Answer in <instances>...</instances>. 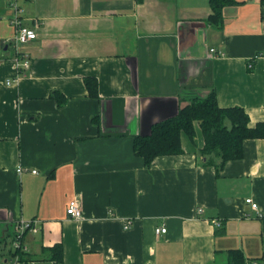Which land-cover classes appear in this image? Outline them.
Listing matches in <instances>:
<instances>
[{
	"label": "crops",
	"instance_id": "obj_1",
	"mask_svg": "<svg viewBox=\"0 0 264 264\" xmlns=\"http://www.w3.org/2000/svg\"><path fill=\"white\" fill-rule=\"evenodd\" d=\"M234 1L216 26L209 0H16L37 33L18 73L0 0V261L25 219L36 230L22 264H58L56 244L61 264H227L230 249L264 264V137L222 165L201 152L198 123L179 153L146 164L133 149L212 90L249 126L264 122V0ZM72 198L81 219L66 212Z\"/></svg>",
	"mask_w": 264,
	"mask_h": 264
},
{
	"label": "trees",
	"instance_id": "obj_2",
	"mask_svg": "<svg viewBox=\"0 0 264 264\" xmlns=\"http://www.w3.org/2000/svg\"><path fill=\"white\" fill-rule=\"evenodd\" d=\"M234 3V0H209L211 13L207 20L213 25L221 26L224 8ZM85 83L90 92L95 93L96 80L86 77ZM53 94L59 100L58 93ZM62 101L59 100V103ZM195 123L199 124L203 134L201 152L204 155H217L220 158V165L242 156L244 139L264 137V122H259L254 127L249 126V116L244 108L238 105L219 106L215 91L212 90L205 97L191 99L188 104L179 108L174 116L154 123L149 134L135 136L134 152L141 155L146 164L155 156L179 153L182 150L181 132L193 138ZM2 242L3 236L0 234V251L4 248ZM49 250L50 258L61 264V245L56 244ZM8 252H11V248ZM24 254L26 253H20L21 259ZM229 255L230 261L227 264H246V259L239 249H230Z\"/></svg>",
	"mask_w": 264,
	"mask_h": 264
},
{
	"label": "built area",
	"instance_id": "obj_3",
	"mask_svg": "<svg viewBox=\"0 0 264 264\" xmlns=\"http://www.w3.org/2000/svg\"><path fill=\"white\" fill-rule=\"evenodd\" d=\"M11 7L13 10L12 16L10 17V23L13 26L14 34L8 40L14 49V61L16 67L18 68V73H21L23 70L28 69L30 66V59L20 51V46L23 43H26L29 40L34 39L37 36L36 30L33 27H29L22 22L21 7L17 4L16 0H11ZM215 49L211 48L210 52H213ZM22 168L17 167V171L20 172ZM31 172H36L35 169H32ZM245 203L250 204V206L258 210V204L251 197H246L244 199ZM202 208H198V211H201ZM67 214L74 219L82 218V210L80 203L77 198H72L66 207ZM219 223V222H216ZM13 225V235L11 239V252H8L3 259L0 261V264H22L23 260L21 259L20 253H27L28 248L23 242V235L27 230H36V225L33 221L19 219L15 221ZM165 227H157L156 231H165ZM16 252V253H15Z\"/></svg>",
	"mask_w": 264,
	"mask_h": 264
},
{
	"label": "rangeland",
	"instance_id": "obj_4",
	"mask_svg": "<svg viewBox=\"0 0 264 264\" xmlns=\"http://www.w3.org/2000/svg\"><path fill=\"white\" fill-rule=\"evenodd\" d=\"M4 251H5V249L3 251H0V258H1L2 253H4Z\"/></svg>",
	"mask_w": 264,
	"mask_h": 264
}]
</instances>
